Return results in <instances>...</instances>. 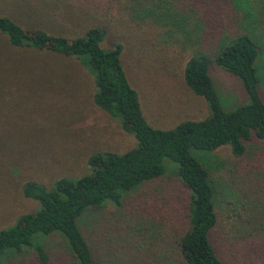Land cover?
Segmentation results:
<instances>
[{"label":"trees","instance_id":"16d2710c","mask_svg":"<svg viewBox=\"0 0 264 264\" xmlns=\"http://www.w3.org/2000/svg\"><path fill=\"white\" fill-rule=\"evenodd\" d=\"M100 4L96 0H0V37L6 45L32 53L48 49L77 62L92 78V103L134 139V145L122 152L89 155V170L84 174L57 177L48 187L35 180L22 182L21 194L37 206L0 229V255L28 250L39 264H46L49 258L42 240L58 235L72 257L70 264H227L213 237L218 214L224 210L236 218L244 216L257 230L264 225L258 215L264 174L245 172L246 142L264 139V101L255 70L260 42L251 23L255 14L250 3L116 0L119 19L152 27L159 39L177 41L187 54L182 80L204 100L207 114L168 129L153 127L145 119L121 64V43L101 46L106 21L100 13H110L108 4ZM69 15H74L70 24L60 20L54 23L57 30L49 26L50 19ZM22 22L30 25L31 32ZM6 58L0 44V60L8 66ZM15 60L23 69L36 66L29 59ZM211 62L238 79L244 101L225 109L208 74ZM221 146L229 148L234 162L211 156ZM191 149L204 151L200 159ZM164 158L176 165L177 180L188 193L185 226L173 232L168 223L174 215L156 211L157 205L152 207L145 196L131 197L165 172ZM234 177L238 184L229 183ZM107 206L113 211L104 222L106 228L95 230L87 240L80 220L87 212Z\"/></svg>","mask_w":264,"mask_h":264},{"label":"rangeland","instance_id":"374dc122","mask_svg":"<svg viewBox=\"0 0 264 264\" xmlns=\"http://www.w3.org/2000/svg\"><path fill=\"white\" fill-rule=\"evenodd\" d=\"M102 2L108 4L111 15L100 13L106 21L101 46L108 48L114 41L121 43V64L138 94L147 122L153 127L168 129L182 120L206 116L204 100L194 95L182 80L187 54L180 50L178 42H164L152 27H138L119 19L114 9L116 0H96L97 4ZM248 2L255 14L251 18L253 30L260 42L255 70L257 90L264 101V4L260 0ZM73 19L74 15H69L50 19L48 23L57 30L55 22L62 20L68 25ZM22 25L31 32L29 24L22 22ZM0 44L2 54L9 60L8 66L7 61L3 62L5 59L0 60V229H4L18 215L33 212L37 206L34 200L21 194L22 182L35 180L48 187L57 177L84 174L89 170L86 165L89 155L122 152L134 145V139L120 128L117 120L92 103V78L77 62L48 49L33 53L27 48L17 49L6 45L2 37ZM16 58L32 60L36 66L23 69L17 66ZM208 74L226 110L244 101L242 86L235 76L212 62L208 65ZM245 147L249 159L245 172L264 174V139L251 138ZM190 152L199 158L204 151L191 149ZM210 154L220 162L235 161L227 146ZM163 164L165 172L148 188L133 192L131 197L145 196L151 206L157 205L153 208L156 211L174 215L168 223L173 232L185 226L183 213L188 193L177 180L176 165L167 158ZM229 183L238 184L237 177L230 178ZM258 208L264 222V199ZM112 211L107 206L87 212L79 223L83 236L89 240L95 230L106 228L104 222ZM217 219L213 237L218 254L227 264H264V225L257 230L246 217L236 218L224 210ZM42 241L49 258L46 264L73 262L58 235L46 236ZM0 264L39 263L30 251L23 250L9 257L0 255Z\"/></svg>","mask_w":264,"mask_h":264}]
</instances>
